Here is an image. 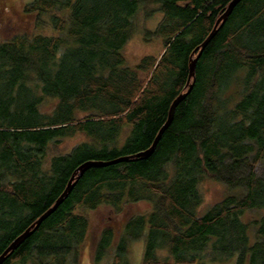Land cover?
I'll return each mask as SVG.
<instances>
[{
    "label": "trees",
    "instance_id": "obj_1",
    "mask_svg": "<svg viewBox=\"0 0 264 264\" xmlns=\"http://www.w3.org/2000/svg\"><path fill=\"white\" fill-rule=\"evenodd\" d=\"M229 1L23 5L38 30L0 37V254L81 163L151 146ZM149 4L161 17L144 40L158 37L162 48L129 63L125 46ZM189 81L149 156L88 167L0 264H80L90 225L83 210L118 213L138 201L150 204L146 212L101 228L92 264H129V244L140 238L141 264H264V0L234 6ZM205 179L224 191L202 208Z\"/></svg>",
    "mask_w": 264,
    "mask_h": 264
},
{
    "label": "rangeland",
    "instance_id": "obj_2",
    "mask_svg": "<svg viewBox=\"0 0 264 264\" xmlns=\"http://www.w3.org/2000/svg\"><path fill=\"white\" fill-rule=\"evenodd\" d=\"M31 0H0V37L9 38L16 33H32L35 28L34 15L25 14L22 11L23 5ZM161 17L156 4H149L138 15V32L132 36L127 42L124 52L129 63L145 54L159 53L162 45L158 37L152 38L151 41H145L144 35L147 31L154 29L156 23ZM38 30V29H37ZM46 34L51 33L50 27L43 29ZM77 138V137H76ZM78 139V138H77ZM77 139L67 140L56 149L58 152L68 151L70 147L76 143ZM257 169H260L258 166ZM203 196V206L206 207L211 202L217 200L224 189L217 183L210 180H204L199 185ZM150 204L146 201H138L136 203H126L120 212L115 213L113 209L107 205H100L93 210H83L89 220V233L83 245L80 264H92L91 252L94 242L96 241L102 227L107 224L117 227L127 217L134 213H144L148 210ZM143 252V240L140 238L129 244L128 259L129 264H141ZM110 256H105L103 263H108Z\"/></svg>",
    "mask_w": 264,
    "mask_h": 264
},
{
    "label": "water",
    "instance_id": "obj_3",
    "mask_svg": "<svg viewBox=\"0 0 264 264\" xmlns=\"http://www.w3.org/2000/svg\"><path fill=\"white\" fill-rule=\"evenodd\" d=\"M240 0H230L224 10V12L216 19L215 24L213 26V28L211 29V31L209 32V34L207 35V37L203 40V42L200 44V48L196 54L195 57H191L189 60V65H188V77H187V89L185 92L179 93L171 102L169 110H168V115H167V119L166 121L163 123V125L160 127L159 131L157 132L151 146L145 150L139 151L137 153L132 154L131 156H124V157H119L116 158L114 160L111 161H93V160H89V161H85L83 163H81L71 174L67 185L65 187V189L63 190V192L61 193V195L57 198V200L55 201V203L48 208L43 214H41L39 216V218H37L35 220V222H33L28 228H26L21 234H19L4 250L3 252L0 254V263L6 258V256L8 254H10L14 249H16L18 247V245L26 238L28 237L34 230L35 228L42 222V220L48 215L50 214L56 207L57 205L60 203V201L63 199V197H65L68 192L70 191V189L72 188V186L75 184V182L79 179V177L83 174V172L90 166H95V165H107V164H111L114 162H118L121 160H126L129 157H140V158H146L147 156H149L161 133L164 131V129L168 126V124L170 123L172 117H173V113H174V109L176 107V105L178 104V102L186 96V94L190 91L191 87H192V81L190 82V78L194 77V71H195V65H196V61L197 58L199 57V55L201 54L204 46L208 43V41L211 39V37L214 35V33L216 32L217 28L219 26H221L223 24V22L225 21L226 17L229 15V13L232 11V9L234 8V6L239 2Z\"/></svg>",
    "mask_w": 264,
    "mask_h": 264
}]
</instances>
